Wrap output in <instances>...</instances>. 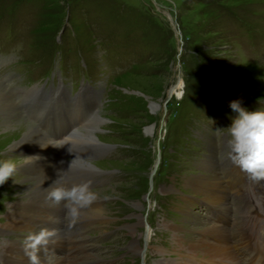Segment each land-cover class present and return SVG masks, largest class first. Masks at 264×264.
Instances as JSON below:
<instances>
[{
	"label": "rangeland",
	"instance_id": "1",
	"mask_svg": "<svg viewBox=\"0 0 264 264\" xmlns=\"http://www.w3.org/2000/svg\"><path fill=\"white\" fill-rule=\"evenodd\" d=\"M0 82L21 106L20 117L42 133L44 125L51 131L53 124L35 121L44 105L41 97L48 88L55 94L56 86L63 87L65 116H60L67 126L53 133L62 132L68 144L58 153V178L62 187L89 184L106 218L82 228L62 203V242L70 251L51 245L37 226L39 238L1 234L0 254L3 242L17 239L51 256L62 254L65 264H178L184 254L174 253L167 224L191 230L182 235L194 238L192 229L199 231V225L184 224L186 210L202 223L212 210L210 215L225 224L203 196L185 188V180L200 173L198 163L210 161V154L218 164L225 158L226 136L217 128L228 127L234 116L230 101L264 111V0H0ZM177 83L182 84L178 96L165 103ZM85 87L91 108L80 98L74 103L80 114L74 116L68 99ZM22 92L34 112L20 104ZM60 105L54 110L60 112ZM93 107L99 120L89 134L97 144L83 138ZM21 126L0 127V136ZM75 130L82 138L75 139ZM11 144L0 145V160L16 163L15 174L0 185V225L9 206L24 198L23 188L34 183L29 176H50L43 160L22 175ZM35 201L41 223L53 203L44 197ZM147 232L154 235L143 248ZM132 242L141 252L129 250Z\"/></svg>",
	"mask_w": 264,
	"mask_h": 264
},
{
	"label": "bare ground",
	"instance_id": "2",
	"mask_svg": "<svg viewBox=\"0 0 264 264\" xmlns=\"http://www.w3.org/2000/svg\"><path fill=\"white\" fill-rule=\"evenodd\" d=\"M62 88L60 89L62 90ZM181 88L182 84L177 83L171 88L170 93L178 96ZM33 92L31 91L30 94ZM37 92L38 91H36L35 94H38ZM86 92L91 93L90 88H83L81 96L79 95V99H82L80 101L81 104L84 102L85 105L89 106V99L88 97L86 98V94H84ZM18 93L20 94V92ZM63 94L64 92L62 93L61 91V95ZM92 94L91 97L95 101V93ZM20 98V104H22V107L25 106V112H34L31 106L32 101L26 95V92H22ZM47 98V94L41 97V100L44 102V105H41V107L38 104L36 106L34 105L36 109L38 107L41 109V114H35V121L41 125L49 124L50 122L53 124L51 131L53 129L60 130L57 127L62 126V118L57 117L56 114L59 112L54 110L58 107L57 105L46 115L48 116L47 118L50 117V121L45 119L44 111L48 106ZM63 100L64 99L60 97L58 102L59 104L62 101V106L60 105L61 109L65 108ZM14 101V95L9 93L7 86L2 85L0 82V127L5 126L10 128L15 123L22 125L19 130L14 132L12 130V132H7L0 136V145L12 143L9 148L12 152L18 154V159L20 160L15 161L21 163L20 169L22 175L27 176V174L34 168V163L43 160L48 163L47 169L50 172V176L37 175L36 178L29 176L28 179H32L31 181L34 183L31 186L23 188L24 200L22 199V201L15 202L9 206L7 214L4 217L5 221L3 225H0V235H13L15 233L27 232L31 235H36L35 237L39 238V233L36 232V227L41 226L43 229L40 233L41 237L51 240L50 244L58 245L56 248L60 250L64 247L66 251H70L72 248H68L67 245L62 242L64 236L62 232V203L59 205L51 204V209L47 207L46 209H49V215L47 214L48 218L41 223L39 222L42 218L37 215L34 207L35 200L40 197L47 199V194L52 188L62 187V183L58 178L59 170L57 158L59 152L62 154L68 141L65 142L66 139L62 140V132L59 134L60 142H53L52 139L50 140L35 126L25 121L23 117H20L22 115V113L19 115L21 112V106L15 105ZM27 101L31 104H24ZM68 101H71L72 103L70 98ZM33 103L35 104V100ZM93 109L95 110L96 107H93ZM151 109L154 111L156 109L155 105H152ZM71 113H77L73 104H71ZM94 114L96 115H88L86 118L88 119V122L84 120L85 122L82 126L84 127L83 131L85 130L88 134L92 126L97 123V120H99L96 111ZM58 119H60L61 122L54 121ZM43 128H46L45 125ZM56 130L54 132H56ZM146 133L150 134L151 130H146ZM75 134V139L78 136L82 138L80 131L78 132V130H75ZM17 136L20 137V140H16ZM71 136L72 134H69L67 139L71 138ZM83 138L97 144L96 138L91 134L84 136ZM84 141L85 140H83V142ZM58 145L60 151L58 150ZM226 153L227 148L226 151L224 150L225 155ZM210 155V161H200L198 163L197 169H199L200 173L195 176H190L185 180V188L193 194L203 196L208 202H204L207 208L214 209L212 206L215 207L214 210L219 216H221L223 219L222 221L225 224L221 225L215 220V217L210 215L212 210L206 215L204 218L205 222L203 223L193 217V215L187 210L182 213L186 218L183 220L185 225L190 223L199 225V231H197V229H192V231L197 232L196 234L198 238H194L193 236L183 237V233H190L189 231L191 230L185 227L180 230L174 225L170 226L167 224V227L170 229L169 231H172L171 238L176 249L174 250V253L176 255H178L177 253L184 254L183 256L185 257H183V259L180 257L178 264H264V180L253 181L249 179L248 175L241 171L239 167L234 166L228 158L225 160L227 157L225 155V158H223L220 163L222 164L221 166L216 162L213 154ZM218 166L222 173L223 171L225 172L223 175L219 174V170L217 169ZM89 168H91L93 172H96L92 166H89ZM230 198L232 199L231 202H234L235 204V206H232V209L229 208L230 203L228 201ZM195 200L196 199H194V201ZM96 201H98V198L93 201L90 209L84 213L81 212L77 218L79 222H81L80 226L82 228H90V225L93 227L94 224H103L106 222L105 215L103 216V209L100 208V202ZM226 203H228L227 206H225ZM190 205L191 203L189 205L187 203V208ZM228 213L234 216V223L231 221V215H228ZM252 214L255 215L252 216ZM83 219H86L84 223ZM189 227L190 226L188 225V228ZM131 232L132 231H130V233ZM153 235L154 234L149 235L148 232L144 235V242L142 243L143 248L148 247V242ZM2 244L1 248L4 255L0 254L1 264H31V262H27L31 261L32 255L37 257L38 264H41V262L43 264H65L66 262L62 257V254L61 256L57 254H55L56 256H51L49 255V252L48 254L45 252L43 253L37 248L34 249L31 244H24L17 239L9 240ZM72 244L74 245V243L71 242L70 245ZM129 250L136 254L141 252V249L137 247L136 242L131 243ZM76 260L78 259L76 258Z\"/></svg>",
	"mask_w": 264,
	"mask_h": 264
},
{
	"label": "clouds",
	"instance_id": "3",
	"mask_svg": "<svg viewBox=\"0 0 264 264\" xmlns=\"http://www.w3.org/2000/svg\"><path fill=\"white\" fill-rule=\"evenodd\" d=\"M228 107L234 114L230 124L226 128H217L218 134L226 136V156L234 166L245 172L249 179L264 180V111H249L242 106L240 99L230 101ZM15 170L16 163L13 160H0V185L12 178ZM47 199L55 205L63 203L68 217L74 222L81 210L93 203L96 195L90 185L84 183L70 188H52L47 194ZM39 242L37 240V243ZM31 264H38L35 255L31 256Z\"/></svg>",
	"mask_w": 264,
	"mask_h": 264
},
{
	"label": "water",
	"instance_id": "4",
	"mask_svg": "<svg viewBox=\"0 0 264 264\" xmlns=\"http://www.w3.org/2000/svg\"><path fill=\"white\" fill-rule=\"evenodd\" d=\"M172 97V94L167 92V101Z\"/></svg>",
	"mask_w": 264,
	"mask_h": 264
}]
</instances>
